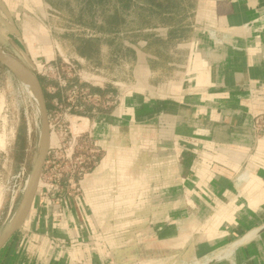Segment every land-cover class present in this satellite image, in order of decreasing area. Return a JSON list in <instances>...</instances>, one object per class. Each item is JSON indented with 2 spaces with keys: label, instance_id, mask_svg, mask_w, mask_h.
<instances>
[{
  "label": "crops",
  "instance_id": "obj_1",
  "mask_svg": "<svg viewBox=\"0 0 264 264\" xmlns=\"http://www.w3.org/2000/svg\"><path fill=\"white\" fill-rule=\"evenodd\" d=\"M32 1V12L44 10ZM164 1L142 0L156 24L142 25L135 83L117 109L93 118L103 156L69 210L65 241L33 216L0 264H116L134 242L142 264L230 250L210 264H264V132L255 130L264 119V0H193L183 14ZM14 2L0 0L1 21ZM88 213L108 219L104 251L91 236L92 248L83 242L100 228Z\"/></svg>",
  "mask_w": 264,
  "mask_h": 264
},
{
  "label": "rangeland",
  "instance_id": "obj_2",
  "mask_svg": "<svg viewBox=\"0 0 264 264\" xmlns=\"http://www.w3.org/2000/svg\"><path fill=\"white\" fill-rule=\"evenodd\" d=\"M25 1L15 0L14 21L11 16L9 21L0 19V49L41 81L50 132L56 142L50 146L32 206L21 226L43 214L57 231L56 242H63L64 234L59 233L73 220L69 210L85 195L86 179L103 156L91 137L93 118L101 109L120 106L123 95L135 83L142 25L156 23L150 20L151 12L142 13V0H43L44 10L36 7L33 12ZM192 1L164 3L165 8L183 14ZM112 30L120 33L112 34ZM110 95L115 104L108 107ZM41 134L35 99L11 69L0 63V238L20 210L29 177L41 155ZM88 217L92 219L90 213L86 218L89 222ZM94 220L100 228L89 229L83 242L90 247L91 236L100 243L95 246L100 248L98 252L104 251L108 247L101 246L100 239L105 244L108 219L104 214ZM134 243L116 255V264H142V248ZM66 249L69 251L68 245ZM199 261L179 259L173 264Z\"/></svg>",
  "mask_w": 264,
  "mask_h": 264
},
{
  "label": "water",
  "instance_id": "obj_3",
  "mask_svg": "<svg viewBox=\"0 0 264 264\" xmlns=\"http://www.w3.org/2000/svg\"><path fill=\"white\" fill-rule=\"evenodd\" d=\"M9 60H10V57L7 56L4 52H2L0 50V63L7 66V67H10ZM27 71L33 77L34 82H35L36 95H37L39 112H40L41 122H42V138H43L42 151H41V155L39 157L38 163H37L35 170L33 172V176L31 178L32 183H35L38 180H40V176H41V173L43 171L47 155L49 153L51 132H50L47 103L45 100L44 91H43V88L41 86L40 80L38 79V77L33 72L29 71L28 69H27ZM28 196H29V194L27 195L26 198H24L25 200L23 199V203L28 202V200H29ZM21 229H22L21 224H13L5 231V233L0 238V251L11 240V238Z\"/></svg>",
  "mask_w": 264,
  "mask_h": 264
},
{
  "label": "bare ground",
  "instance_id": "obj_4",
  "mask_svg": "<svg viewBox=\"0 0 264 264\" xmlns=\"http://www.w3.org/2000/svg\"><path fill=\"white\" fill-rule=\"evenodd\" d=\"M9 64H10V69L11 71L15 74V76L19 79V81L22 83V85L24 86V88L31 94V96L35 99L36 103H37V106H38V100H37V95H36V86H35V82H34V79L33 77L30 75V73L27 71V69H25V67L19 63L18 61H16L15 59L13 58H10L9 60ZM38 109H39V106H38ZM37 110V109H36ZM35 110V111H36ZM37 114V113H36ZM42 135V134H41ZM55 139L53 137V134H51V139H50V146H52L54 143H55ZM42 151V150H41ZM40 151V152H41ZM33 176V174H32ZM32 176L29 177V182L27 184V188L25 190V193H24V198L27 197V195L29 194L28 198V202H22L21 204V207H20V210L18 212V214H16L13 223H11L12 225L13 224H21L22 221L26 218V216L28 215L29 213V210L32 206V202H33V196H34V193H35V190L38 186V183L40 182V180H38L37 182L35 183H32ZM25 200V199H24ZM236 242V241H235ZM241 247V246H240ZM231 248V247H230ZM225 252V251H224ZM218 253V252H217ZM216 253V254H217ZM222 253V252H221ZM231 253V250L226 252V253H223V254H219L218 256H216L214 259L216 260H220L224 257H230V254ZM215 254V255H216ZM207 257V256H206ZM213 258V257H212ZM214 259H211V258H206L204 259L203 261H199L197 263H193V264H209L210 262H212ZM231 261V260H229ZM215 263V262H214Z\"/></svg>",
  "mask_w": 264,
  "mask_h": 264
},
{
  "label": "built area",
  "instance_id": "obj_5",
  "mask_svg": "<svg viewBox=\"0 0 264 264\" xmlns=\"http://www.w3.org/2000/svg\"><path fill=\"white\" fill-rule=\"evenodd\" d=\"M95 99L97 100V102L101 101V98L98 96H95ZM106 104H107L106 106H108V107L113 106V104H115L113 102V96L112 95L107 97ZM96 106H98V104H96ZM255 130L257 132H264V119L259 120V122L255 126ZM96 153H99V151H96ZM95 160H96V158L93 159V161H95Z\"/></svg>",
  "mask_w": 264,
  "mask_h": 264
},
{
  "label": "trees",
  "instance_id": "obj_6",
  "mask_svg": "<svg viewBox=\"0 0 264 264\" xmlns=\"http://www.w3.org/2000/svg\"><path fill=\"white\" fill-rule=\"evenodd\" d=\"M167 9V8H166ZM40 83H41V81H40Z\"/></svg>",
  "mask_w": 264,
  "mask_h": 264
}]
</instances>
